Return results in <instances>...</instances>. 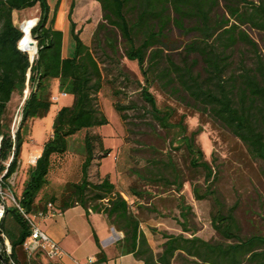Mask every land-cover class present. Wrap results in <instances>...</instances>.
I'll return each instance as SVG.
<instances>
[{
    "label": "trees",
    "instance_id": "1",
    "mask_svg": "<svg viewBox=\"0 0 264 264\" xmlns=\"http://www.w3.org/2000/svg\"><path fill=\"white\" fill-rule=\"evenodd\" d=\"M94 1L100 4L102 12L93 32L101 53L115 60L118 44L122 43L124 56L137 62L145 82L141 95L150 106L149 113L165 130H175L176 141L187 150L191 165L204 171L208 185L202 194L194 189L195 198L200 200L211 196L215 199L218 209L211 216V225L220 236L231 241L210 242L193 233L188 237L182 233L163 232L165 240L161 251L154 253L140 228L137 214L116 190L109 175H104L97 182L90 180L89 170L94 161L107 156L110 151L104 147L101 134L91 130L108 122L98 102L104 75L100 61L80 38V31L72 20L73 2L67 12L73 45L70 54L64 57L63 34L55 27L61 0L56 1L51 13L47 0H0V183L9 186L8 179L19 167L27 122L48 113L52 104L51 80L57 79L58 91L72 95L73 102L57 110L51 136L44 141L40 155L28 171L18 197V204L24 212H36L45 209L48 202L57 201L55 196L43 195L38 199L40 191L48 183L52 158L68 150L70 136L85 130L80 181L68 185V195L60 200L57 209L64 211L79 205L86 216L90 211L104 214L107 222L123 233L117 242L120 253L132 254L143 264H172L179 256L191 258V264H264V236H241L234 206L223 211L211 189L215 175L195 141L201 128L188 133L184 115L171 122L175 110L170 106L158 107L149 92L152 80L160 81L171 92H186L197 107L209 112L230 130L245 145L252 158L264 161V54L245 30L249 27L264 32V0ZM36 5L39 19L30 32L37 41V52L32 54L35 56L30 61L28 54L17 48L22 32L13 23L12 12ZM220 7L222 12L218 13ZM173 29L192 33L193 38L175 47L170 36ZM239 43L251 50L254 62L252 66L241 62L237 72H231L232 54ZM178 47L183 50L180 63L173 61L167 52ZM190 55L195 56L188 60ZM199 65L200 70H197ZM26 86L29 92L21 106L19 125L12 135L9 125L4 122V114L12 94H23ZM113 106L124 120L123 111L128 106L117 102ZM173 182H177L176 175ZM180 187L178 184L177 189ZM132 194L142 196L135 190ZM180 207L182 231L188 232L185 223L190 206L182 203ZM0 230L11 246L9 255L0 253V264H23L26 255L22 243L30 228L16 206H7ZM93 234L100 248L99 239ZM105 261L106 255L100 249L96 262Z\"/></svg>",
    "mask_w": 264,
    "mask_h": 264
},
{
    "label": "rangeland",
    "instance_id": "2",
    "mask_svg": "<svg viewBox=\"0 0 264 264\" xmlns=\"http://www.w3.org/2000/svg\"><path fill=\"white\" fill-rule=\"evenodd\" d=\"M56 1L47 0L50 13ZM72 2L74 3L72 20L76 23V29L80 31V38L91 47L100 61L104 75L103 86L98 93V102L108 122L91 130L101 134L104 147L110 151L107 156L94 161L89 170L90 180L97 182L104 175H109L116 190L128 202L131 210L137 214L140 228L145 233L154 253L161 251L165 240L162 237L163 232L182 233L188 237L193 233L210 242H230L231 240L220 236L211 225V216L218 209L215 199L211 196L200 200L195 198L194 189L202 194L208 185L204 178V171L191 165L187 150L179 141H176L175 130H165L149 113L150 106L141 95V87L145 82L137 62L128 60L124 56L122 43L118 44L115 60L101 53L98 41L93 37L95 27L102 16L98 2L61 0L55 22L56 28L65 34L63 42L65 52L69 51L70 54L73 45L67 20V12ZM217 12H222L221 7L217 9ZM24 13L27 17L39 18L37 5L24 9ZM14 20L17 24L16 18ZM29 25V22L24 24L27 31ZM245 30L257 42L259 51L264 54V32L249 27H245ZM193 35L173 29L170 36L177 47L191 40ZM167 52L173 61L181 62L182 48L178 47ZM194 56L190 55L188 60ZM253 58L251 50L239 43L232 54L230 71L237 72L241 62L252 66ZM197 70H200V65L197 66ZM26 89L29 92L28 86ZM149 92L158 107L170 106L175 110L171 122L178 121L180 115H184L188 133L198 127L201 128L195 141L203 151L204 159L211 164L215 175L211 189L215 192L223 211L234 206L241 236H264V161L252 158L245 145L209 112L197 107L186 92L176 93L166 90L158 80H152ZM23 98L24 93L14 92L7 105L3 119L9 125L11 132H15L19 125ZM50 101L55 108L58 101H52L51 96ZM115 102L128 106V109L123 111L126 116L124 120L114 109ZM32 122L33 119L27 122L23 144L36 142L37 138L31 133ZM51 132L52 129L45 131L42 141H46L51 136ZM84 134L85 130H81L70 136L68 150L52 158L48 183L38 197L55 196L57 201L52 202L55 207L68 195V185L80 181L81 164L84 159ZM99 153L96 149V154L99 155ZM25 171L21 167L16 178L15 173L11 176V178L14 177L10 178L13 182L10 184L12 190H19ZM174 175L177 176V182H173ZM178 184L181 186L179 190ZM134 190L140 192L142 196L132 194ZM14 195L17 197L15 192ZM182 203L190 206L185 223L188 232L182 231L183 218L180 215ZM80 210L78 207L68 214L79 221ZM102 215L106 219L105 215ZM99 220V218L96 219L97 225H100ZM109 243L107 242L106 245ZM23 264L52 263L41 256L36 261L27 260L24 256ZM172 264H191V258L179 256L172 261Z\"/></svg>",
    "mask_w": 264,
    "mask_h": 264
},
{
    "label": "crops",
    "instance_id": "3",
    "mask_svg": "<svg viewBox=\"0 0 264 264\" xmlns=\"http://www.w3.org/2000/svg\"><path fill=\"white\" fill-rule=\"evenodd\" d=\"M12 18L14 24V18H16L17 24L15 25L18 26V22L34 18V16L27 17L23 9L14 10L12 12ZM62 34V55L65 57L69 54V51L65 52L64 50L63 42L65 34L63 31ZM52 80L53 81L51 82L50 86V91L52 93L51 96L57 97L56 101H58V104L55 106V108H53V105H51L48 113L44 117L33 118L31 133L37 139L33 144H30L29 142L28 144H22L20 163L17 171L14 174V177L16 178L19 175L21 167H23L26 171L24 172V177L19 190H13L17 197H19L22 192L24 186L23 181L27 179L29 169L35 164L30 160H32L33 155H35L37 158L41 153V149L44 143V141H42L43 133L47 130H51L53 119L57 110L62 106H69L73 102L72 95L60 93L58 91V80ZM27 92L28 91L26 89L24 92L23 101L27 96ZM40 197H38V199ZM78 207L81 209L79 212V221L74 220L73 217L69 216L68 214L70 211ZM97 218L100 219V225H97L95 223ZM39 224L41 228L47 234H49V236H51L59 243L60 247L63 249L66 255H64L60 260L50 261L45 256L39 253L32 259L34 261H36L39 256H41L44 260L52 264H75L73 262V259L84 260L87 256L92 255L96 257V254L101 249L106 255V261L101 263L96 262L95 264H143L141 260L136 259L132 254L120 253L117 248V242L123 237V233L114 229L100 213H93L90 211V214L86 216L85 210L81 206L76 205L64 211H61L60 215L48 216L41 219L39 221ZM93 233H95L99 239L100 248H98L95 243ZM107 242L110 243L106 245Z\"/></svg>",
    "mask_w": 264,
    "mask_h": 264
},
{
    "label": "built area",
    "instance_id": "4",
    "mask_svg": "<svg viewBox=\"0 0 264 264\" xmlns=\"http://www.w3.org/2000/svg\"><path fill=\"white\" fill-rule=\"evenodd\" d=\"M23 22L24 20L18 22V27L22 26ZM22 40L23 38L21 37L17 42V48L21 51L23 49L21 47ZM56 99V96H51L52 101H56ZM13 134L14 132H12V135ZM36 159V156L33 155L32 160L30 161L32 163H35ZM10 178L8 179L9 186L5 187L2 183H0V223L2 218L4 217L7 206L10 204L16 206L22 213L30 228L29 235L24 239L22 243V248L25 252L27 260H32L39 253L45 256L50 261L60 260L64 255H66L65 252L60 247L59 243L41 228L39 221L48 216L60 215L61 210L56 209L53 203L48 202L45 206V209H40L33 213L24 212L18 204V197L14 195V191L10 187V184L13 183ZM10 251V243L4 233L0 230V253L9 255ZM73 262L75 264H95L96 257L92 255L87 256L84 260L73 259Z\"/></svg>",
    "mask_w": 264,
    "mask_h": 264
},
{
    "label": "bare ground",
    "instance_id": "5",
    "mask_svg": "<svg viewBox=\"0 0 264 264\" xmlns=\"http://www.w3.org/2000/svg\"><path fill=\"white\" fill-rule=\"evenodd\" d=\"M35 20L36 18H31V19H28V20H24L21 28L24 30V37H23V40L21 41V47L23 48V50L30 56L32 57V54L34 53V51H36V43L35 41L32 39L31 37V28L34 26V23H35ZM26 22H29L30 25H29V28H28V31H27V27L24 26V24ZM32 43L30 45H24L25 43Z\"/></svg>",
    "mask_w": 264,
    "mask_h": 264
},
{
    "label": "water",
    "instance_id": "6",
    "mask_svg": "<svg viewBox=\"0 0 264 264\" xmlns=\"http://www.w3.org/2000/svg\"><path fill=\"white\" fill-rule=\"evenodd\" d=\"M38 19H39V18H36L34 25H36V23L38 22ZM19 29H20V31L22 32V38H23V37H24V30L21 28V26L19 27ZM32 39L34 40L35 38L32 36ZM34 41H35V43H36V52H37V41H36V40H34ZM30 44H32V43L28 42V43H26L25 45H30ZM22 51L25 52L23 49H22ZM36 52H35V54H36ZM28 56H29V55H28ZM34 56H35V55H34ZM34 56H33V57H30V56H29L30 61L33 60ZM28 76H29V73L27 74V77H28Z\"/></svg>",
    "mask_w": 264,
    "mask_h": 264
}]
</instances>
